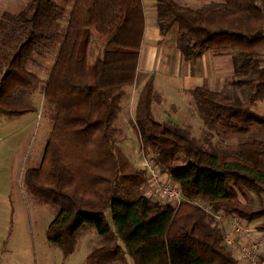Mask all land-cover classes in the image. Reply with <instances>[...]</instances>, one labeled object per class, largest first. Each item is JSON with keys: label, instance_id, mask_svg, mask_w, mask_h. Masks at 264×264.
I'll list each match as a JSON object with an SVG mask.
<instances>
[{"label": "trees", "instance_id": "obj_1", "mask_svg": "<svg viewBox=\"0 0 264 264\" xmlns=\"http://www.w3.org/2000/svg\"><path fill=\"white\" fill-rule=\"evenodd\" d=\"M145 1L31 0L16 13L3 12L0 116L36 111L22 97L42 80L28 64L56 49L42 82L52 131L41 165L25 171V189L60 208L47 238L65 256L75 251L85 225L103 237L86 264H240L211 213L247 222L264 216V110L253 109L264 104V0H216L199 8L155 0L161 33L176 29L187 61L209 49L227 50L235 72L225 87H197L191 95L209 129L218 124L248 133L234 145L206 147L185 128L159 122L153 107L162 96L148 77L131 125L144 155L181 188L178 205L149 198L141 189L145 171L134 169L118 147L115 121L125 88L139 75ZM95 39L102 46L91 61ZM233 87L244 89L247 98L232 93ZM46 167L44 183L40 175ZM245 189L263 197L257 206L241 203L238 190Z\"/></svg>", "mask_w": 264, "mask_h": 264}, {"label": "rangeland", "instance_id": "obj_2", "mask_svg": "<svg viewBox=\"0 0 264 264\" xmlns=\"http://www.w3.org/2000/svg\"><path fill=\"white\" fill-rule=\"evenodd\" d=\"M177 1L199 8L216 0ZM6 5V0H0V18L4 11L16 13V10L9 9L5 7ZM175 31V28L171 30V32ZM101 46L102 43L95 39L90 51L91 61L94 60ZM55 54L56 49L50 48L44 56H35L28 64V68L40 75L42 80L36 90H28L22 94V97L31 101L36 111L13 117L0 116V224L5 223L7 227H11L14 242H17L21 235L23 236L21 248L13 245L11 264H18V261L22 264H86V257L91 250L105 243L94 227L85 225L78 232L75 251L65 256L61 249L47 238L48 226L57 217L60 208L37 200L25 189L23 181L25 171L28 167L41 165L45 156L47 138L52 131L51 111L44 105L45 84L42 82L48 77ZM233 89L232 93L247 98L248 94L244 89L239 87ZM136 96V88L133 85L125 88L115 125L120 131L118 147L134 169L145 171L146 182L141 189L146 192L147 179L150 177L147 166L155 163L151 155L145 156L142 152L136 130L131 125ZM185 100L186 105L178 110V115L173 116V121L197 137L206 147L234 145L238 139H246L248 133H232L229 128L218 124L215 125L217 128L209 129L192 95ZM253 109L258 114L262 113L264 104L260 103ZM156 118L159 122L165 121L161 109L156 110ZM205 133L210 134V138L206 137ZM257 136L261 137L259 134ZM47 173L46 167L40 175V180L44 183L48 180ZM160 173L163 177L168 175L165 172L160 171ZM245 191L253 192L250 189ZM152 199L160 198L153 196ZM160 200L165 201L163 198Z\"/></svg>", "mask_w": 264, "mask_h": 264}, {"label": "crops", "instance_id": "obj_3", "mask_svg": "<svg viewBox=\"0 0 264 264\" xmlns=\"http://www.w3.org/2000/svg\"><path fill=\"white\" fill-rule=\"evenodd\" d=\"M30 1L6 0L5 7L18 12ZM145 5L147 21L139 62V75L133 86L138 96L144 82L152 76L155 89L162 96V102L153 107L155 117L156 110L161 109L166 118L163 122L176 123L173 121V116L178 115V110L186 105L185 98L191 95L197 87H206L211 91L222 90L234 75V63L231 56L224 53L227 50L213 49L207 50L194 62L187 61L177 46L176 31H170L166 35L161 33L157 25L155 0H146ZM133 109L135 110V107ZM238 196L242 204L253 206H257L263 198L254 191L246 192L245 190L243 192L238 190ZM248 223L256 228V235L262 239L261 257H264V216ZM0 225V264H11L14 253L13 245L21 248L23 236L21 235L18 241L14 242L11 227H7L5 223ZM18 264L22 262L18 261Z\"/></svg>", "mask_w": 264, "mask_h": 264}, {"label": "built area", "instance_id": "obj_4", "mask_svg": "<svg viewBox=\"0 0 264 264\" xmlns=\"http://www.w3.org/2000/svg\"><path fill=\"white\" fill-rule=\"evenodd\" d=\"M147 169L150 177L147 180L146 195L149 198L153 196L163 198L175 205L180 204L184 195L178 184L169 175L163 177L154 164L147 166ZM211 214L214 217V223H219L223 227L225 242L235 252L240 264H264L261 258L263 242L256 235V228L237 215L230 216L220 212Z\"/></svg>", "mask_w": 264, "mask_h": 264}]
</instances>
